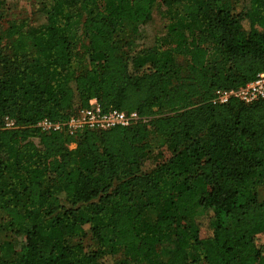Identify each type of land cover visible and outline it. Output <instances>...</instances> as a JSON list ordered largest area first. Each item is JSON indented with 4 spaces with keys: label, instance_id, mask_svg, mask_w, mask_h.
Returning <instances> with one entry per match:
<instances>
[{
    "label": "trees",
    "instance_id": "trees-1",
    "mask_svg": "<svg viewBox=\"0 0 264 264\" xmlns=\"http://www.w3.org/2000/svg\"><path fill=\"white\" fill-rule=\"evenodd\" d=\"M41 11L40 28L0 37V264H100L116 251L120 264L157 253L151 264H264V96L214 101L264 73V0H46ZM155 14L160 30L129 46ZM91 99L139 120L36 126ZM160 147L170 157L142 172ZM15 234L24 242L5 259Z\"/></svg>",
    "mask_w": 264,
    "mask_h": 264
},
{
    "label": "rangeland",
    "instance_id": "rangeland-1",
    "mask_svg": "<svg viewBox=\"0 0 264 264\" xmlns=\"http://www.w3.org/2000/svg\"><path fill=\"white\" fill-rule=\"evenodd\" d=\"M46 0H4L3 5L0 9V37L3 36L9 25L14 23H20L27 30H36L40 28L44 22L45 17L41 11L43 3ZM234 3L242 4L244 0H233ZM79 12V11H77ZM83 19V15L80 17L78 23L75 25L76 34L80 33V23ZM189 23V21L184 24ZM195 24V27L201 29L202 27L199 24ZM162 25V19L160 16L155 14L152 18L151 23H149L144 28H140V37L137 35H131L128 41V45L131 47H138L141 44L142 34L144 32L145 36H151L160 30ZM187 33V32H186ZM146 39V37H145ZM86 43L84 40L80 41L77 44V49H82V44ZM34 143L37 148H41L40 141L38 138H34ZM74 144H70L69 148H74ZM171 155V152L166 147H160L153 150L143 161L141 171L147 172L154 168L157 164L164 162ZM9 175H6V181H8ZM257 198L261 201L264 200V188L259 187L257 189ZM1 216V215H0ZM147 218L150 220L153 219L151 214H148ZM202 234H209L208 224L205 219L202 221ZM24 242V237L21 234H15L13 237L12 246L10 248L4 249L1 254L5 259H11L19 251L21 245ZM259 245L264 244V234L258 237ZM166 258V255L162 253H157L150 255L141 264H151L153 260H163ZM123 260V253L121 251H116L112 259L105 258L100 262V264H120ZM196 264H205L201 258H197Z\"/></svg>",
    "mask_w": 264,
    "mask_h": 264
},
{
    "label": "built area",
    "instance_id": "built-area-1",
    "mask_svg": "<svg viewBox=\"0 0 264 264\" xmlns=\"http://www.w3.org/2000/svg\"><path fill=\"white\" fill-rule=\"evenodd\" d=\"M230 96L239 98L244 102H250L258 97L264 96V73L238 90L221 91L218 93L214 101L225 102ZM139 120L137 112H125L119 110H109L102 112L98 102L95 99L89 100L88 107L78 110L64 124L52 123L46 119L37 123V127L42 132L59 129L62 125L67 128L70 134H74L83 128L103 130L114 126H128ZM4 127L13 128L14 122L7 117L4 118Z\"/></svg>",
    "mask_w": 264,
    "mask_h": 264
}]
</instances>
